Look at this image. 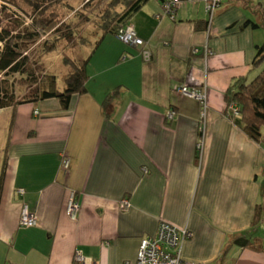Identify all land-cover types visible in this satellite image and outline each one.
<instances>
[{"label": "crops", "instance_id": "obj_1", "mask_svg": "<svg viewBox=\"0 0 264 264\" xmlns=\"http://www.w3.org/2000/svg\"><path fill=\"white\" fill-rule=\"evenodd\" d=\"M201 5H184L175 19L151 0L147 11L161 16L153 58L120 59L124 47L107 36L103 56L126 78L112 84L88 68L89 92L68 110L56 98L0 109V264H83L77 253L87 264L136 261L162 221L193 231L181 251L191 264H264V147L226 112L260 34L247 24V0L209 30L196 28ZM206 46L212 56L195 55ZM72 192L77 219L67 214ZM24 201L37 215L31 229L20 227Z\"/></svg>", "mask_w": 264, "mask_h": 264}, {"label": "trees", "instance_id": "obj_2", "mask_svg": "<svg viewBox=\"0 0 264 264\" xmlns=\"http://www.w3.org/2000/svg\"><path fill=\"white\" fill-rule=\"evenodd\" d=\"M158 1L163 13L175 19L184 5L195 1L203 3L206 18L194 21L196 28L204 25V29L209 30L214 21L222 13L234 7V3L239 0ZM247 1L251 2V0ZM150 2L151 0H82V5L78 9L73 0H0V109L17 107L26 103L37 106L45 100L56 98L62 108L68 110L75 95L87 94L91 78L88 63L95 49L85 58L75 56L70 51L76 49L78 44L84 45L91 38L85 35L88 24L93 30L91 35L96 37L95 48L98 45L100 48L102 41L107 36H111L115 38V41L118 39L126 45H122L125 52H122L120 59L135 54V51L145 60H147L145 52H151L150 59H152L153 50L149 38L156 31L161 16L147 11L146 7ZM10 5L17 6L22 10H18L22 15L34 20L30 30L13 29V25L7 22L11 16ZM256 10L257 12L254 11L255 14L249 17L247 24L258 30L255 32L259 35L260 29H264V1L260 2ZM71 13H74L72 18ZM131 26L134 27L136 38L141 43L133 38L129 41L123 39L121 31L127 32ZM262 34L255 42V56L250 67V76L236 79L226 93L228 103L226 112L252 140L264 147V41L262 42ZM45 36L47 38H44ZM45 39L48 40L45 41ZM40 41H42L41 47L44 54L61 52L62 62L56 69L47 65L45 67L43 62H38V58L33 57L31 51ZM195 49H198L197 52L194 51L195 55L201 53L207 59L214 54L209 46ZM25 85H27L26 88H21ZM235 103L238 107V115L229 107ZM3 177L4 173L2 177L0 175V180ZM25 204L27 203L24 201L20 227L31 229L37 226L38 221L31 227L21 224ZM235 241L245 246L258 247L259 245V240L256 242L247 236L236 237Z\"/></svg>", "mask_w": 264, "mask_h": 264}, {"label": "built area", "instance_id": "obj_3", "mask_svg": "<svg viewBox=\"0 0 264 264\" xmlns=\"http://www.w3.org/2000/svg\"><path fill=\"white\" fill-rule=\"evenodd\" d=\"M213 1V0H212ZM122 37L125 41L136 38L135 29L133 26L127 29V32L121 31ZM194 51H198L195 49ZM145 57L151 60V52L146 51ZM181 91L185 94L198 98L205 103L206 96L200 90H193L190 87L182 86ZM231 110L238 115V107L236 104H231ZM201 147V146H200ZM17 193H24L23 188H19ZM127 201L123 203V209ZM80 212V204L76 201V193L72 192L69 198L67 214L70 219H77ZM36 214L31 210L29 204H25L22 213L21 224L31 227L36 225ZM194 233L188 228L180 229L174 224L162 221L159 224L158 230L155 234L146 235L142 238L139 254L136 261H126L124 264H191L182 256V245L186 239L192 238ZM264 238V234H263ZM264 240V239H263ZM264 245V241H263ZM77 259L83 264H87L88 258L81 253H77Z\"/></svg>", "mask_w": 264, "mask_h": 264}, {"label": "rangeland", "instance_id": "obj_4", "mask_svg": "<svg viewBox=\"0 0 264 264\" xmlns=\"http://www.w3.org/2000/svg\"><path fill=\"white\" fill-rule=\"evenodd\" d=\"M264 0H251L250 2V7L247 8V11L249 12V15H254V11L256 10V8L259 6L260 2H263ZM73 3L75 5L76 8H80V6L82 5V0H73ZM203 4V3H202ZM204 5V4H203ZM11 11H9V14L11 15L8 19L7 22L13 25V29H17V30H30V28L33 25L34 20L32 18L29 17H25L24 15H22L21 12H19L18 10L22 11L21 9H19L17 6L15 5H10ZM202 11H205L204 7L201 5ZM74 13H71V18L72 15ZM251 17V16H249ZM90 24L87 25L86 27V31H85V35L87 36V38H89L91 36V38H89V40H87V42L84 45L78 44V47L74 50H71L70 53L75 54V56H79V57H87L88 54H90L92 51H94V55L92 57V59L89 61L88 63V68L89 71L92 72L93 74L97 75L101 78H107V77H112L114 78L112 84L117 83L118 80L117 79H123L126 78V76L124 74H119L120 68L121 67H117L113 61H112V57H107L110 56L111 53L108 52L107 56H103L104 52L107 50V48H109V42H110V37L105 38L102 41V45L99 48V45L95 48V41H96V37L94 38L93 35H91L92 33V27L89 26ZM90 27V28H89ZM262 31H259L260 34H262V42L264 41V29H260ZM90 33V34H89ZM89 34V35H88ZM48 36V35H47ZM47 36H45L44 38H47ZM48 39H45V41H47ZM42 41H40L38 44L35 45V47L32 49L31 53L33 55L34 58H38V62H43L50 68L56 69L58 67V64L60 62H62V55L60 51H57L56 53H50V54H44L43 53V48L42 46ZM116 44L119 45V48L122 49V45L126 46L123 42H121L120 40H116L115 41ZM196 47H194L195 49ZM116 60H119V58H117ZM103 62L105 64H103ZM117 64L119 63V61L116 62ZM111 75H114L111 76ZM93 78V77H92ZM94 79V78H93ZM27 85L22 86L21 88H26ZM29 88V87H28ZM194 90V89H193ZM236 104V103H235ZM230 107V106H229ZM228 108V106H227ZM40 110L39 109H35L34 110V114L35 115H39L40 114ZM204 115L206 116V113H204ZM229 116V114H227ZM1 166V165H0ZM18 191V189H17ZM0 226H1V221H0Z\"/></svg>", "mask_w": 264, "mask_h": 264}, {"label": "clouds", "instance_id": "obj_5", "mask_svg": "<svg viewBox=\"0 0 264 264\" xmlns=\"http://www.w3.org/2000/svg\"><path fill=\"white\" fill-rule=\"evenodd\" d=\"M194 90H198V89H194ZM201 91V90H200ZM17 189H19V188H17ZM76 193V192H75ZM77 194V193H76ZM36 214V213H35ZM36 217H37V215H36ZM38 221V220H37ZM193 232V231H192ZM141 245V244H140ZM139 254V253H138ZM137 260V259H136Z\"/></svg>", "mask_w": 264, "mask_h": 264}]
</instances>
